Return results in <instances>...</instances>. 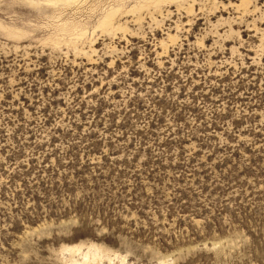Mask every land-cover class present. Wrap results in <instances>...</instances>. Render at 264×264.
<instances>
[{"label": "rangeland", "instance_id": "374dc122", "mask_svg": "<svg viewBox=\"0 0 264 264\" xmlns=\"http://www.w3.org/2000/svg\"><path fill=\"white\" fill-rule=\"evenodd\" d=\"M0 264H264V0H0Z\"/></svg>", "mask_w": 264, "mask_h": 264}]
</instances>
